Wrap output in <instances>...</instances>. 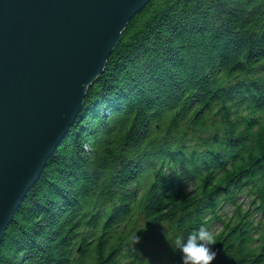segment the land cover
<instances>
[{"label":"trees","instance_id":"obj_1","mask_svg":"<svg viewBox=\"0 0 264 264\" xmlns=\"http://www.w3.org/2000/svg\"><path fill=\"white\" fill-rule=\"evenodd\" d=\"M201 225L217 235L208 264H264V0H150L22 200L0 264H151V244L183 264L169 243Z\"/></svg>","mask_w":264,"mask_h":264},{"label":"water","instance_id":"obj_2","mask_svg":"<svg viewBox=\"0 0 264 264\" xmlns=\"http://www.w3.org/2000/svg\"><path fill=\"white\" fill-rule=\"evenodd\" d=\"M149 1L0 0V243Z\"/></svg>","mask_w":264,"mask_h":264},{"label":"clouds","instance_id":"obj_3","mask_svg":"<svg viewBox=\"0 0 264 264\" xmlns=\"http://www.w3.org/2000/svg\"><path fill=\"white\" fill-rule=\"evenodd\" d=\"M87 87L86 84L83 85ZM216 233L201 225L198 229L188 232L187 235L178 234L169 243L173 251H179L183 264H208L217 255Z\"/></svg>","mask_w":264,"mask_h":264},{"label":"rangeland","instance_id":"obj_4","mask_svg":"<svg viewBox=\"0 0 264 264\" xmlns=\"http://www.w3.org/2000/svg\"><path fill=\"white\" fill-rule=\"evenodd\" d=\"M187 185H189V183ZM191 187L192 186H187V189ZM147 235L150 236L152 233H148ZM163 250H165L163 246L156 244H151L148 248H145L147 254H151V264H165L166 260H164Z\"/></svg>","mask_w":264,"mask_h":264},{"label":"bare ground","instance_id":"obj_5","mask_svg":"<svg viewBox=\"0 0 264 264\" xmlns=\"http://www.w3.org/2000/svg\"><path fill=\"white\" fill-rule=\"evenodd\" d=\"M182 182H184V181H182ZM191 188H189V189H187V190H190ZM145 248H148V246L147 247H145Z\"/></svg>","mask_w":264,"mask_h":264}]
</instances>
